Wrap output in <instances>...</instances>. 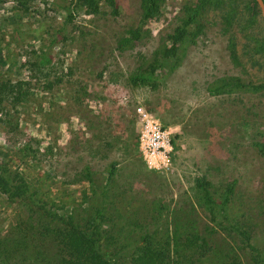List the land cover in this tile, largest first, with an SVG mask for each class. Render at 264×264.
<instances>
[{"label":"rangeland","instance_id":"rangeland-1","mask_svg":"<svg viewBox=\"0 0 264 264\" xmlns=\"http://www.w3.org/2000/svg\"><path fill=\"white\" fill-rule=\"evenodd\" d=\"M73 1L33 0L29 13L10 10V0L0 5V78L27 82V99L20 105L2 103L0 160L17 165L47 207L53 206L49 210L72 213L77 222L89 215L87 200L106 199L107 209L123 207L124 215L150 230L155 225L164 229L172 214L178 215L216 248L215 255L195 264H224L227 254L240 264H249L256 253L264 261V155L255 146L264 141V54L246 37L262 36L261 13L251 26H242V20L225 30L217 10L203 11L201 32L153 87L131 84L128 75L141 55L148 59L168 43L183 3L190 0H162L159 15L144 24L149 35L121 51L115 40L138 24L140 0H117L116 15L105 5L91 14ZM229 36H234L237 63L229 57ZM43 56L50 63L26 79L24 68ZM224 76L263 86L209 93L207 86ZM47 82L53 84L44 88ZM138 106L172 132L167 170L150 169L141 158ZM112 162L114 173L108 178ZM196 177L217 192L233 182L229 213L250 229L255 250L241 249L235 237L213 229L195 202ZM25 216L23 207L0 194V236Z\"/></svg>","mask_w":264,"mask_h":264},{"label":"trees","instance_id":"trees-1","mask_svg":"<svg viewBox=\"0 0 264 264\" xmlns=\"http://www.w3.org/2000/svg\"><path fill=\"white\" fill-rule=\"evenodd\" d=\"M33 0H10V10L18 8L29 13V3ZM4 0H0V5ZM76 7H84L88 13L97 14L101 5L108 7V13H118L117 0H74ZM162 0H140V15L138 24L129 27L124 34L115 40L118 50L132 47L142 37L148 36L144 27L146 21L160 13ZM264 4V0H262ZM242 3V4H241ZM190 0L183 3L182 13L177 16L179 23L167 36L168 43L161 44L148 59L140 56L137 67L128 75L131 84H146L155 86L166 74L179 63L186 45L193 43L201 32L200 15L206 9L218 11L219 19L226 30L236 24L251 26L256 13H260L256 0ZM69 9H67L68 11ZM32 11V10H31ZM68 15V16H67ZM66 19H70L66 13ZM263 29L264 22L262 20ZM254 42L256 51L264 54V30L260 38L252 33L246 36ZM227 48L231 61L237 63L234 36H229ZM1 59V55H0ZM49 56H43L36 63H30L24 68V76L34 77L37 67L49 64ZM34 66V67H33ZM42 75L47 76L45 71ZM61 78V77H60ZM60 78L54 81L60 82ZM48 81V78H46ZM27 84L22 79L0 78V111L4 101L11 100L13 105H20L27 99ZM52 82L43 84L48 88ZM262 84L243 83L236 76H224L207 86L211 94L239 91L245 87L257 90ZM25 97V98H24ZM9 119L4 123L9 124ZM257 150L264 155V141L255 143ZM26 150V147L23 150ZM114 165H109L108 178L114 173ZM88 170V167H85ZM87 178L89 175L86 174ZM233 182L225 185L224 190L217 192L212 185L202 177L194 179L195 202L204 212L208 222L220 229L227 237H235L237 246L241 249L255 250L250 244L251 231L239 216L229 213V199ZM0 194L11 204L23 207L26 216L18 219L9 234L0 236V264H195L207 255H215L216 248L205 235L190 229L179 221L178 215L172 214V227L164 229L148 227L129 219L123 207L109 205L106 199L98 198L88 203L89 215L84 222L74 220L72 213L57 214L51 210L52 205L40 197L37 188L29 184L24 175L18 171L17 165L0 160ZM107 198V196H105ZM124 213V214H123ZM54 219L60 223H55ZM120 219V221H117ZM180 222L182 224H180ZM135 224V226H134ZM210 225V226H211ZM209 224L206 227L210 228ZM216 228V229H217ZM215 229V230H216ZM111 245V250L102 246ZM238 247V248H239ZM258 255V253H256ZM252 255L249 264H264L262 258ZM224 257V256H223ZM220 258V259H223ZM224 264H240L233 256L224 257Z\"/></svg>","mask_w":264,"mask_h":264},{"label":"built area","instance_id":"built-area-1","mask_svg":"<svg viewBox=\"0 0 264 264\" xmlns=\"http://www.w3.org/2000/svg\"><path fill=\"white\" fill-rule=\"evenodd\" d=\"M138 150L144 164L155 170H167L170 164L171 131L161 125L150 112L140 106L135 108Z\"/></svg>","mask_w":264,"mask_h":264},{"label":"water","instance_id":"water-1","mask_svg":"<svg viewBox=\"0 0 264 264\" xmlns=\"http://www.w3.org/2000/svg\"><path fill=\"white\" fill-rule=\"evenodd\" d=\"M258 6H259V9H260V13H261V16H262V19H263V22H264V4L262 2V0H256Z\"/></svg>","mask_w":264,"mask_h":264}]
</instances>
